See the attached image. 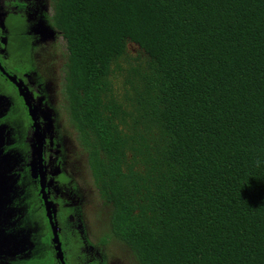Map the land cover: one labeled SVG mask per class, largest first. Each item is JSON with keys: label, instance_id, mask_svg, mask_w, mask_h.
Returning a JSON list of instances; mask_svg holds the SVG:
<instances>
[{"label": "trees", "instance_id": "1", "mask_svg": "<svg viewBox=\"0 0 264 264\" xmlns=\"http://www.w3.org/2000/svg\"><path fill=\"white\" fill-rule=\"evenodd\" d=\"M53 8L67 112L108 206L102 240L112 232L140 264H264V0ZM129 40L148 58L121 93Z\"/></svg>", "mask_w": 264, "mask_h": 264}, {"label": "rangeland", "instance_id": "2", "mask_svg": "<svg viewBox=\"0 0 264 264\" xmlns=\"http://www.w3.org/2000/svg\"><path fill=\"white\" fill-rule=\"evenodd\" d=\"M24 1L26 6H18L16 0H0V25L15 8L26 16L24 30L9 33L6 50L0 38V50H8L6 62L20 76L36 108L44 136L47 188L67 261L140 264L126 243L112 232L102 240L110 231L108 206L100 197L87 154L67 112L63 87L68 49L63 33L51 22L53 2ZM147 58L138 43L128 41L126 53L117 60L123 68L116 71V90L122 93L125 89L128 68L145 63ZM37 147L29 109L17 88L7 85L0 72V170L8 174L5 190L0 189V264H21V259L46 249L55 255L39 193ZM31 199L36 201L32 212Z\"/></svg>", "mask_w": 264, "mask_h": 264}, {"label": "flooded vegetation", "instance_id": "3", "mask_svg": "<svg viewBox=\"0 0 264 264\" xmlns=\"http://www.w3.org/2000/svg\"><path fill=\"white\" fill-rule=\"evenodd\" d=\"M53 2V0H51ZM17 2V5L18 6H26L25 4V1L24 0H16ZM26 18L25 16V12H20L18 11V9H13V10H10V12L7 13V20L4 21V24L0 25V38H2V41L4 43V48L6 50V44L9 43V33L11 32V30L19 33V32H22V30H24V26H25V22H24V19ZM52 18V16H51ZM52 22V20H51ZM53 24V23H52ZM58 30V29H57ZM60 31V30H59ZM23 34V33H22ZM4 38H5V41H4ZM1 41V40H0ZM10 44V43H9ZM35 50V49H34ZM9 56V53H8V50L5 52V53H2V51L0 50V72L3 74V76L5 77V80H6V83L7 85H11V87H15L17 88L18 90V93L20 94V96L22 97V100L24 101L25 105L28 107L29 109V112L32 116V119H33V122H34V126H35V118L33 116V114L31 113V108L29 106V104L27 103V100L24 96V94H22L21 92V88L20 86L18 85V83L12 78V76H15L17 78L18 81L21 82V85L22 87L24 88L25 91L28 92L29 94V99L32 103V107L33 109L35 110V114H36V120H38V117H37V113H36V108L34 107L33 105V102H32V99H31V94L29 93L28 89L25 87L24 83L21 81V79L15 74V70L12 69L9 64L6 62V59L7 57ZM17 73V72H16ZM12 75V76H11ZM64 92V91H63ZM7 116L4 115L3 117L5 118ZM39 122V121H38ZM41 127V125H40ZM35 130H36V126H35ZM44 153H45V150H44V143H43V164H44ZM45 170V169H44ZM8 174H6L3 170H0V189H4L5 190V183H6V180L8 179L7 177ZM23 175V173H22ZM41 171H40V183H39V193H40V197H41V201H42V205L45 209V213H46V219H47V223H48V226H49V229H50V232H51V241L53 242V247H54V250H55V255L53 254L52 250L51 249H46L45 251H51L52 254L54 255L55 257V260H56V264H62V262L57 258V250L55 248L56 244L54 243L53 241V238H54V234H53V230H52V226H51V223H50V219H49V216H48V210H47V203H46V200L44 198V192H42V183H41ZM46 176V175H45ZM8 182V181H7ZM48 180H47V177H46V187H45V193L47 195V198H48V201L51 203V207H52V210H53V206H52V201L50 199V195H49V192H48ZM38 192V191H37ZM36 200V198H35ZM30 201V205H29V211L32 212V206L33 204L36 202L34 200H29ZM32 202V203H31ZM53 215H54V219L56 221V215H55V212L53 210ZM60 232V230H59ZM60 239H61V242H62V248H63V251H64V257H65V262L66 264H69V262L67 261V257H66V251H65V244H64V240H63V237L60 233ZM44 251V252H45ZM44 252H37L35 254H41L43 255ZM34 254V255H35ZM32 256V255H31ZM30 256V257H31ZM29 258V257H27ZM26 259V258H24ZM24 259H21V260H24Z\"/></svg>", "mask_w": 264, "mask_h": 264}, {"label": "water", "instance_id": "4", "mask_svg": "<svg viewBox=\"0 0 264 264\" xmlns=\"http://www.w3.org/2000/svg\"><path fill=\"white\" fill-rule=\"evenodd\" d=\"M12 78L20 86L21 92H22V94H24V96H25V98L27 100V103L29 104V106L31 108V113L33 114V116L35 118L36 138H37V143H38L37 151H38V156H39V171H41V174H42L41 175L42 192H44V198H45L46 203H47L48 216H49L50 223H51L52 230H53V234H54L53 241L56 244L55 248L57 250V258L62 262V264H66L65 257H64V251H63V248H62V242H61V239H60L59 226H58L57 222L54 219L51 203L48 201L47 195L45 193V187H46V176L45 175H46V171L44 170V164H43V143H44L43 131L41 130L40 123L38 122V120H36L37 118H36L35 110L32 107V103H31V101L29 99L28 92L24 90V88L21 85V82L18 81L15 76H12Z\"/></svg>", "mask_w": 264, "mask_h": 264}]
</instances>
